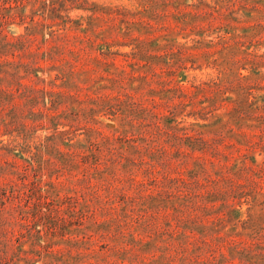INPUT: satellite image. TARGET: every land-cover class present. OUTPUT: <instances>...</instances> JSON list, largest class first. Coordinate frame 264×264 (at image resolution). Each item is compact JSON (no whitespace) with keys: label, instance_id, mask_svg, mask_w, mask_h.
Masks as SVG:
<instances>
[{"label":"trees","instance_id":"trees-1","mask_svg":"<svg viewBox=\"0 0 264 264\" xmlns=\"http://www.w3.org/2000/svg\"><path fill=\"white\" fill-rule=\"evenodd\" d=\"M57 10L53 6L51 12ZM52 15L58 16L57 12ZM191 16L195 20V15ZM183 26L195 28V24ZM145 27L151 29L153 25ZM133 38L137 45L130 53L140 68L149 58L147 41L140 36ZM19 42L20 38L5 34L0 20V86L6 80V66L23 65L28 73L33 65L40 69L44 65L57 70L50 81L52 88L42 90L56 108L62 104V96L73 97L57 90L60 83L56 81L71 86V71L51 64L47 59L53 56L43 62L38 57L23 61L14 52ZM87 42L96 49L107 43ZM169 44L173 45L171 41ZM190 49L182 44L177 51L192 58ZM187 60L179 63L182 83ZM231 60L233 67L236 60ZM243 60L250 73L228 75L232 77L230 87L217 85L222 78L213 80V93L200 100L194 84L178 85L179 101L169 105V113L147 116L149 109L141 108L139 113L144 117L124 119L123 124L129 122L132 128H139L138 134L124 138L125 147L118 145L121 131L115 128L112 136L104 135L88 117L86 124L92 125L87 127L86 141H64L63 136L74 124H81L79 111L59 112L55 108L50 117L53 131L45 143L48 157L43 158V165L31 167L32 179L27 166L20 168L16 162L0 159V174H9L0 181V264H36L40 259L43 264H92L81 252V244H91L95 235L105 237L115 228L118 237L108 255L120 259L115 264H194L198 262L197 251L203 247L209 253L207 264L229 260L230 264H264V51L258 54L246 48ZM9 82H15L14 74ZM13 94L1 86L0 104ZM186 116L194 120L185 121ZM21 126L25 124L17 119H0L3 135L8 129L20 132ZM18 145L23 146L15 138L1 140L0 154L10 153ZM34 148L20 147V154L29 153L31 161L40 160L41 149ZM44 171L48 179L42 181ZM75 175H81L79 181L93 177L97 183L77 188L68 182ZM113 196H118L120 207ZM103 210L111 215L99 219L96 212ZM134 224L141 231L148 230L152 242L154 238L164 240V246L136 237L135 231L130 232ZM237 225L243 231L235 234H241L242 241L233 238ZM69 229H84V233L72 238ZM221 231L228 239L227 253L219 248L220 241L225 240ZM215 232L218 238L214 239ZM196 234L209 236L211 242L206 238L198 241ZM146 251L153 253L147 259L143 255Z\"/></svg>","mask_w":264,"mask_h":264},{"label":"rangeland","instance_id":"rangeland-1","mask_svg":"<svg viewBox=\"0 0 264 264\" xmlns=\"http://www.w3.org/2000/svg\"><path fill=\"white\" fill-rule=\"evenodd\" d=\"M54 1L0 0V20L5 34L9 38H20L19 47L14 50L18 57L23 61L38 57L43 62L45 58L53 56L47 60L69 69L70 82H73L70 86L56 79L60 83L57 90L74 95L62 96V104L56 108L52 98L42 90L52 88L50 81L57 70L44 65L40 69L33 65L27 73L23 65L16 68L6 66L7 72L3 73L6 80L1 86L14 91V97L5 99V103L0 104V119H17L25 127L21 126L20 132L8 129L4 135L0 130V141L15 138L16 143L23 145H18L3 156L0 154V159L16 162L20 168L27 166L29 179L33 178L31 167L36 168L38 163L43 165V158L48 157L45 143H48L46 138L53 131L50 117L55 108L59 112L79 111L81 124H74L63 136L64 141L72 138L73 141L78 140V144H83L87 138V127L92 125L86 124L88 117L90 121H96L104 135L112 136L115 128L121 131L123 139L118 145L120 148L125 147L127 142L124 138L138 134L139 128H132L129 122L123 124L124 119L144 117V114L139 113L141 108L149 109L147 116L169 113V105L179 101L178 85L189 87L191 83L194 84L196 96L200 100L203 95L213 93L216 86L213 80L222 78L223 81L217 85L222 88L230 87L232 77L228 75L233 73L237 77L238 74L241 76L250 73L251 69L243 60L246 48L258 54L264 51V0ZM59 3H62L61 7L58 6ZM53 6L58 9L54 11L58 16L52 15ZM189 13L190 15H186ZM191 14L195 15V20ZM183 24H195V28H186ZM146 25L153 27L147 29ZM51 31H54V36ZM133 36L144 37L147 41L145 50L149 58L140 68L130 53L137 45ZM88 39L107 43L100 45L98 49L91 48L88 46ZM170 41L173 47L169 44ZM57 44L62 45L63 49L54 50L52 47ZM182 44L191 47L192 58L187 53L177 51ZM163 46L165 49H161ZM174 50L177 52L173 53ZM189 59L191 62H188ZM231 59L236 60L233 67ZM182 60H187L184 72L186 79L183 83L178 78L179 72L183 71L179 64ZM144 62L141 61V64ZM261 70L264 71V67ZM11 74H14L15 82H9ZM193 120L192 116L185 117V121ZM136 143L140 145L142 142L137 140ZM35 146L41 149L40 160L31 161L29 153L20 154V147L34 150ZM20 155H24L25 159ZM7 175L9 174L1 173L0 181L5 180ZM77 177L81 175L71 177L69 184L79 188L97 183L93 177L90 181H79ZM40 178L42 181L48 179L45 171ZM113 200L120 207V202H116L119 200L118 196H113ZM245 207L246 204H243L242 209ZM96 213L100 216L99 219L111 215L106 210ZM234 228L233 238L242 241L244 237L235 234L243 231L242 227L237 225ZM132 231H135L136 237L164 246V240L154 238L152 242L148 230L141 231L136 224L131 227L130 232ZM83 233L84 229H69L68 236L80 238ZM196 235L198 241L206 238L211 242L209 236ZM222 235L225 240L220 241L219 248L227 253L228 239L225 232ZM117 237L116 228L111 229L105 237L95 235L91 244H81L80 250L87 254L88 261L92 264H115L120 259L108 255ZM216 237L218 238L217 232L213 234V238ZM152 252L160 254L157 250ZM152 254L148 251L143 253L145 259ZM196 254L198 262L194 264H207L210 261L206 248H200ZM229 262L230 260L223 261L220 264H230ZM36 264H43V260H37ZM162 264L165 262L162 261Z\"/></svg>","mask_w":264,"mask_h":264}]
</instances>
